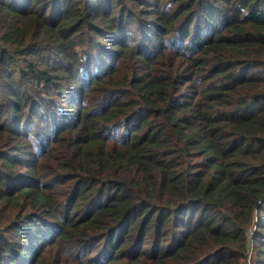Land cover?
<instances>
[{
  "label": "trees",
  "instance_id": "16d2710c",
  "mask_svg": "<svg viewBox=\"0 0 264 264\" xmlns=\"http://www.w3.org/2000/svg\"><path fill=\"white\" fill-rule=\"evenodd\" d=\"M0 264H264V0H0Z\"/></svg>",
  "mask_w": 264,
  "mask_h": 264
}]
</instances>
